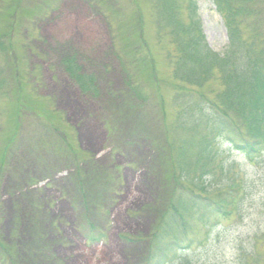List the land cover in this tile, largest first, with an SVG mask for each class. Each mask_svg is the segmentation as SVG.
I'll use <instances>...</instances> for the list:
<instances>
[{"label": "rangeland", "instance_id": "1", "mask_svg": "<svg viewBox=\"0 0 264 264\" xmlns=\"http://www.w3.org/2000/svg\"><path fill=\"white\" fill-rule=\"evenodd\" d=\"M138 2L142 16L132 0H0L4 14L16 10L20 29L13 35L33 70L27 95L40 114L26 101L19 114L12 109L11 68L0 57L9 82L0 95V153L17 134L0 169V264H147L157 225L181 194L172 147L179 154L190 146L194 163L204 134L178 128L180 107L221 88L212 82L191 95L180 88L172 77L175 48L168 37L159 40L153 1ZM196 3L208 44L224 54L228 32L215 2ZM140 35L158 81L132 64ZM68 55L96 74L98 100L85 98L65 74ZM216 151L208 190L216 195L236 183L238 211L215 217L207 229L192 222L195 242L181 260L264 264V162L227 144ZM85 225L103 239L88 240Z\"/></svg>", "mask_w": 264, "mask_h": 264}, {"label": "trees", "instance_id": "2", "mask_svg": "<svg viewBox=\"0 0 264 264\" xmlns=\"http://www.w3.org/2000/svg\"><path fill=\"white\" fill-rule=\"evenodd\" d=\"M132 1L142 16L138 0ZM152 1L156 10L155 24L159 40L164 35L175 48L172 77L181 85L180 88L190 95L195 89H203L212 82L217 84L218 89L221 88L213 98L202 95L199 100L183 103L178 112L179 129L191 133L202 129L204 134L199 139L194 163L189 158L193 151L190 146L184 147L179 154L172 147L178 155L174 165L181 194H176L168 203V209L153 234L147 258V264H177L183 258L182 251H190L195 242L192 240L194 238L189 237L192 234V222L200 223L207 229L215 217H227L238 211L236 193L240 187L236 183L231 182L216 195L208 190V177L214 176L215 165L212 163L218 154L216 146L219 143L227 144L252 161L259 157L264 162V0H214L228 32L229 43L222 55L215 52L206 40L196 0H186V16L183 14L182 0ZM0 14L3 15L0 19V27L3 26L0 30V57L11 68L15 86L14 93H11L16 94L17 99L12 109L16 108L19 114L23 103L27 102L28 106L33 107L31 110L40 116L36 113V99L27 95L31 85L27 84V79L33 70L26 67L25 53H19L23 51V46L19 47L13 35L17 31L15 28L20 29L16 10L13 9L12 15L2 11ZM147 45L140 35L136 49L140 48L141 51L133 52L132 64L135 67L143 66L150 72V78L158 81L156 65ZM21 63L25 65L22 67ZM62 68L85 98L89 101L100 98L96 74L87 72L77 55L65 56ZM5 70V66H0L2 96L8 93L9 88ZM131 88L136 95L141 94L134 83ZM15 135L12 134L6 148L0 153V169L4 166ZM140 138L142 136L137 139ZM183 179L193 188L185 187L181 182ZM83 229L88 232V240L93 242L103 239V234L97 233L94 226L85 225ZM179 264H184L183 260ZM241 264L247 263L243 260Z\"/></svg>", "mask_w": 264, "mask_h": 264}]
</instances>
